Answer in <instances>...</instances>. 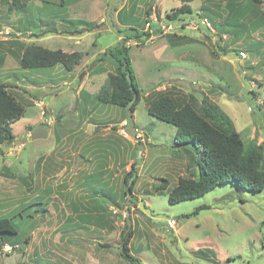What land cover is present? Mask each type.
Listing matches in <instances>:
<instances>
[{
    "label": "rangeland",
    "instance_id": "rangeland-1",
    "mask_svg": "<svg viewBox=\"0 0 264 264\" xmlns=\"http://www.w3.org/2000/svg\"><path fill=\"white\" fill-rule=\"evenodd\" d=\"M21 2V9L12 0L0 5V38H8L0 40V83L25 106L14 139L0 147V217H33L17 219L24 224L7 237L11 251L0 243V264H131L121 256L124 239L141 264H264V191L222 185L170 204V190L189 176V153L199 152L176 145V127L150 115L143 99L171 86L206 95L245 145L264 146V7L237 16L247 1L230 8L224 0H194L192 14L174 22L167 16L182 0ZM131 26L151 35L125 43L142 92L133 118L98 100L116 72L104 53ZM28 44L78 52L82 61L72 72L23 69ZM133 163L137 182L123 202ZM159 179L169 181L164 194L156 192ZM33 203L40 205L26 210Z\"/></svg>",
    "mask_w": 264,
    "mask_h": 264
},
{
    "label": "trees",
    "instance_id": "trees-1",
    "mask_svg": "<svg viewBox=\"0 0 264 264\" xmlns=\"http://www.w3.org/2000/svg\"><path fill=\"white\" fill-rule=\"evenodd\" d=\"M184 4L168 15L169 21H178L183 15L192 14L193 10L187 5L194 0H182ZM232 8L237 0H224ZM250 5L237 13L245 16L251 7H264V0H243ZM2 0H0L1 5ZM11 7L24 8L21 0H12ZM264 23V13L261 12ZM150 25V22H147ZM161 30V27H159ZM117 46L109 49L104 56H110L115 63L116 72L109 73L106 89L98 95V100L127 109L133 114L141 100V89L137 83L135 72L129 57V47L125 43L129 40L138 42L150 38L149 30H140L131 26ZM120 32V31H119ZM15 42H13L14 44ZM17 44V43H16ZM229 53V52H228ZM82 54L67 53L60 49L51 50L35 44L24 46L20 56V66L29 70H45L62 65L66 71L72 72L81 63ZM8 86L0 83V147L14 139L12 125L18 122L25 114V106L14 95L8 92ZM147 111L158 120L170 124L177 129L175 144H191L199 152V157L189 153L187 170L189 176L179 177L177 185L168 194V202L172 205L193 200L204 196L214 188L222 185L237 186L249 192L261 193L264 191V146L252 142L245 145L237 132L234 122L224 110L208 96L197 98L194 95H184L176 87L171 86L163 90L153 89L143 97ZM198 167V177L195 171ZM137 166L132 164L131 170L124 177L127 195L133 194L137 182ZM156 192L164 194L169 188L167 179H159L155 187ZM118 210L123 205L112 198ZM40 203H33L26 207L28 210ZM207 207H201L206 209ZM107 207H101L104 211ZM35 212H38L37 210ZM198 214V211L195 212ZM26 215V216H25ZM191 215L183 217L190 218ZM32 218L33 215L18 212L14 216L0 217V243L7 244V237L19 234L17 219ZM125 238L124 233L121 235ZM209 250V249H208ZM121 256L131 264H141L140 260L130 254L127 241L122 243Z\"/></svg>",
    "mask_w": 264,
    "mask_h": 264
},
{
    "label": "built area",
    "instance_id": "built-area-1",
    "mask_svg": "<svg viewBox=\"0 0 264 264\" xmlns=\"http://www.w3.org/2000/svg\"><path fill=\"white\" fill-rule=\"evenodd\" d=\"M206 22H207V21H206ZM147 26L150 27L149 24H147ZM168 26L171 27L170 24H169V25H164V26H163V25H160L161 29H166V27H168ZM6 36H9L8 33H6ZM10 38H11V37H9V39H10ZM5 39H8V38H0V40H5ZM168 225H169L171 228H174V227L177 225V222L173 219V220L169 221ZM11 249H12V247L9 246V245H6V246L3 247V250L6 251V252L11 251Z\"/></svg>",
    "mask_w": 264,
    "mask_h": 264
},
{
    "label": "crops",
    "instance_id": "crops-1",
    "mask_svg": "<svg viewBox=\"0 0 264 264\" xmlns=\"http://www.w3.org/2000/svg\"><path fill=\"white\" fill-rule=\"evenodd\" d=\"M1 217H3V216H1ZM5 245H8V243H7V244H5Z\"/></svg>",
    "mask_w": 264,
    "mask_h": 264
},
{
    "label": "water",
    "instance_id": "water-1",
    "mask_svg": "<svg viewBox=\"0 0 264 264\" xmlns=\"http://www.w3.org/2000/svg\"><path fill=\"white\" fill-rule=\"evenodd\" d=\"M12 140H10L9 142H11Z\"/></svg>",
    "mask_w": 264,
    "mask_h": 264
}]
</instances>
